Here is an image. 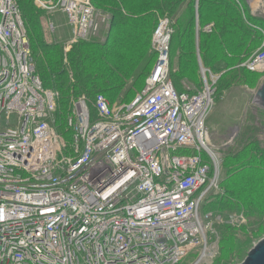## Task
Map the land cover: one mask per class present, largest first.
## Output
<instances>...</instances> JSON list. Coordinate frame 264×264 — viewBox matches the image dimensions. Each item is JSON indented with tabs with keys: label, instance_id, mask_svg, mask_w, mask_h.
I'll list each match as a JSON object with an SVG mask.
<instances>
[{
	"label": "built area",
	"instance_id": "2783aa9c",
	"mask_svg": "<svg viewBox=\"0 0 264 264\" xmlns=\"http://www.w3.org/2000/svg\"><path fill=\"white\" fill-rule=\"evenodd\" d=\"M33 5L66 18L65 65L75 45L110 27L91 0ZM55 31L47 23L43 35ZM172 35L171 22L160 19L151 40L154 65L130 103L71 96L66 134H60V93L44 88L36 72L18 0H0V264L217 259L214 223L243 221L208 208L212 196L223 193L222 159L209 145L206 125L222 73L199 63L200 85L177 89L170 76ZM52 42L48 46L57 45ZM237 68L263 75L264 48ZM252 102L258 106L255 95Z\"/></svg>",
	"mask_w": 264,
	"mask_h": 264
},
{
	"label": "trees",
	"instance_id": "16d2710c",
	"mask_svg": "<svg viewBox=\"0 0 264 264\" xmlns=\"http://www.w3.org/2000/svg\"><path fill=\"white\" fill-rule=\"evenodd\" d=\"M91 1L95 8L109 13L110 27L105 34V41L102 45L79 42L68 55V62L65 65L62 50L37 45V37L40 38V35L34 21L38 14L33 0H18L27 24L36 72L44 88L60 93V103L63 106L65 99L71 96H85L91 99L102 93L111 103L116 100L122 102L132 96L139 88L135 83L148 74L149 64L144 65L143 72L141 67L131 70L133 73L129 76H135L131 81L133 84L127 81L125 70L132 69L136 62L138 58L136 49L148 46L153 29L151 21H155L158 16L162 17L161 19L169 18L171 28L174 29L170 54L175 52L177 55L174 72L173 59H170L172 68L170 76L179 90L183 79L190 80L194 77L196 18L200 31L208 24H213L211 34L199 35L198 40V55L202 65L212 71L227 69L231 65L227 64L229 61L240 60L242 63L251 55V49L255 47L257 40L264 35V19L256 18L263 26L258 28L253 26L252 19L238 0H199L197 10L196 0H133L141 8L135 7L127 0V4L123 0ZM95 49L96 51H93ZM172 55L174 58L175 54ZM138 70L140 73H137ZM70 71L73 82L69 77ZM221 72L223 71L218 73ZM60 113L56 116V128L60 134H66L63 115ZM258 131L256 129V132ZM246 139L244 143L240 141L241 148L238 152L222 160L220 187L223 193L212 196L208 208L220 211L237 210L242 207L251 215L255 214L262 218L264 149L259 148L256 141H252L253 136L247 135ZM234 165L235 168L232 170Z\"/></svg>",
	"mask_w": 264,
	"mask_h": 264
},
{
	"label": "rangeland",
	"instance_id": "374dc122",
	"mask_svg": "<svg viewBox=\"0 0 264 264\" xmlns=\"http://www.w3.org/2000/svg\"><path fill=\"white\" fill-rule=\"evenodd\" d=\"M123 1L126 2V0ZM127 1L131 2L135 7L138 6L139 8H141L140 5L134 2L133 0H127ZM238 1L241 4V7H243L244 11L248 14L249 18L252 19L251 21L252 25L257 28L263 26L262 24L261 25L259 24L258 19H262V18L264 19V0H238ZM36 11L38 15H37V19L36 20L34 19V21H36L35 24H37V30H38L37 32L40 35V38L39 36L37 37V45L39 47L40 45L41 47H44L43 45L48 46V44L53 43L52 40L56 38L57 43L55 44L57 45L49 46V47L59 48L60 50H63V46L71 39V30L67 25V21L64 15L61 13L58 14L53 13L47 15L45 12H42L40 10H36ZM100 12H102L109 19L110 16L108 12H103V11ZM161 18L162 17L158 16V18H156L155 21H151V29L152 28L153 29L148 46L139 47L136 49L137 57H138L136 60L137 63L134 62L132 69L125 70L128 76L127 81L130 84H133V82L131 81L135 78V76L133 77L129 76L130 74L133 73L131 70L134 71L138 69V67H141V71L143 72L142 69L144 65L149 64L147 70V73L149 74L154 65L156 57L155 55H153L151 51V40L154 30ZM256 18L258 19L256 20ZM168 20L171 21L169 18ZM47 23H52L56 31L54 35L52 36L47 35L46 38L45 35H43V32L45 30V25ZM104 25H107V23L104 22ZM172 31L174 32V29H172ZM105 34L106 31L102 30L97 37L90 38L89 41L86 40L83 41V43H94V44L102 45V43L105 41L106 38ZM90 46H96V45L90 44ZM74 48L75 46L73 47V50ZM263 48H264V35L263 37H261V39L257 40L255 47L251 49L252 51L251 55H253L256 51L261 50ZM93 51H96V49ZM172 54H174V52L171 53V57H170L171 60L173 59L174 67L173 69L172 68L171 69L174 72L175 64ZM240 63H241L240 60L237 61L235 60L234 62L229 61L227 64H231L233 66L230 65V67H228L227 69L220 70L224 72H221L222 76L219 78V82L215 86L214 107L209 116L208 121L206 122L209 145L212 146L220 154L222 160L226 156L231 155L234 152H238V149L241 148V147L239 148L240 141H242L241 143H244V139H246L247 135L248 137L253 136L252 141H256L259 145V148L264 149V112L261 113V111L258 110L256 112L254 111L255 109L254 107H252L254 106L252 102V98L249 96L250 90H252L253 87L257 85V82L259 81V79L261 80L262 75L248 74L238 70L237 67L240 65ZM219 67L222 68V66ZM220 71L211 70V72L214 75H217L218 72ZM138 72L140 73V70H138L137 73ZM70 74H72L71 71L69 72V76ZM148 74L145 75V77L142 80H139L138 82L135 83L137 86H139V88L136 90V92H134V94H132V96L130 95L129 98L125 101L120 102L119 100H116V102L111 103L108 101V99L104 94L98 93L97 95L104 96L111 106H121L124 104H128L141 92L144 86L145 79L147 78ZM181 83L194 86L197 88L200 85V79H199L197 67L195 68L194 77L190 78V80L183 79L180 82V85ZM93 99L94 98L92 97L89 100L92 101ZM69 100L70 99H65L64 101L65 106L61 105L60 103V110L63 115V120L65 117L66 106ZM231 106L233 108H236L235 110L238 112L239 110H241V112H243L244 115L241 118V122H238L237 124H233V126L230 124L231 128L224 130V126H227L229 124V120L233 116L230 114L231 112H229ZM256 129H258L260 132L259 131L256 132ZM242 136L243 139H241ZM231 137L232 140L230 139ZM228 141L230 142L229 145H227ZM234 168L235 165L232 167V170ZM212 211L216 215H221L222 218H227L230 215L243 216L242 223H238L237 226H232L228 223H221V224L214 223L212 228V233L218 239L220 246L219 255L217 259L213 260L212 264H240L245 259L249 250L259 240L264 238V216H261L262 218H259V216L255 214L251 215L249 211L245 210L242 207H239V209L237 210L225 209L218 211L217 209H215ZM195 260H196V255L192 254L189 255L186 259H184L181 264H193Z\"/></svg>",
	"mask_w": 264,
	"mask_h": 264
},
{
	"label": "crops",
	"instance_id": "0c3cea01",
	"mask_svg": "<svg viewBox=\"0 0 264 264\" xmlns=\"http://www.w3.org/2000/svg\"><path fill=\"white\" fill-rule=\"evenodd\" d=\"M198 1L199 0H196L195 2V10H197V5H198ZM244 10V9H243ZM195 40H194V43H195V51H196V67H197V70L199 71V63H202L201 62V59L199 57V53H198V40H199V35H210L211 34V28L213 26V24H208V26H205L201 31L199 30V27H198V24H197V18L195 20ZM209 27V29L207 30L206 28ZM175 56H174V64H175V57L177 55V53H175ZM238 70H240L239 68H237ZM224 72V71H223ZM245 73H248V72H245ZM248 74H252V73H248ZM198 75H199V72H198ZM264 83V74L261 76V80L259 79V81L257 82V85H255V87H253L252 90H250V94L249 96L252 98V101H253V98H254V95H255V92L260 88V86ZM194 87V86H193ZM223 100H224V97H223ZM248 101H249V98H248ZM247 101V103H248ZM254 105V104H253ZM254 107V111L256 112L257 110L258 111H261V113L264 112V110L262 108H260L259 106H252ZM236 108H233L231 106V108L229 109V112H231L230 114L233 115L230 120H229V124L227 126H224V130H227V129H230L231 128V125L233 126V124H237L238 122H241V118L243 117V112H241V110L236 111L235 110ZM247 116V115H246ZM245 116V117H246ZM231 124V125H230Z\"/></svg>",
	"mask_w": 264,
	"mask_h": 264
},
{
	"label": "water",
	"instance_id": "95a60500",
	"mask_svg": "<svg viewBox=\"0 0 264 264\" xmlns=\"http://www.w3.org/2000/svg\"><path fill=\"white\" fill-rule=\"evenodd\" d=\"M257 105L264 109V83L255 93ZM240 264H264V238L259 240L247 253Z\"/></svg>",
	"mask_w": 264,
	"mask_h": 264
}]
</instances>
